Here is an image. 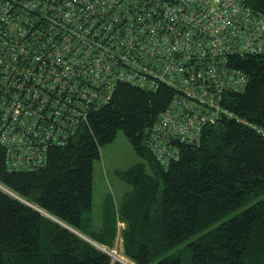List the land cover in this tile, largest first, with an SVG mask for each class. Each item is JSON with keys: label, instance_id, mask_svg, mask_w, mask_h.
<instances>
[{"label": "trees", "instance_id": "1", "mask_svg": "<svg viewBox=\"0 0 264 264\" xmlns=\"http://www.w3.org/2000/svg\"><path fill=\"white\" fill-rule=\"evenodd\" d=\"M249 2L264 15V0ZM230 58L248 76L226 97L234 116L207 127L200 145L171 141L179 155L166 166L150 144L178 91L127 79L109 91L104 80L71 78L64 108L84 116L67 120L74 135L66 145L52 146L42 167L17 171L0 144V264H123L101 249H115L118 235L135 264H264V54ZM83 85L96 97L86 98ZM24 101L31 115L20 124L8 118V128L25 130L52 109L43 98ZM119 131L145 162L118 173L132 189L118 205L107 195L95 229L94 165Z\"/></svg>", "mask_w": 264, "mask_h": 264}, {"label": "built area", "instance_id": "2", "mask_svg": "<svg viewBox=\"0 0 264 264\" xmlns=\"http://www.w3.org/2000/svg\"><path fill=\"white\" fill-rule=\"evenodd\" d=\"M260 54L264 15L249 0H0V144L7 163L17 171L39 168L52 146L68 143L74 131L67 120L83 114L64 105L72 102L71 78L82 76L104 80L109 91L127 79L179 92L150 144L166 166L179 155L171 141L198 145L207 127L234 116L226 97L243 91L248 76L230 57ZM83 94L96 97L86 85ZM30 98H43L49 114L25 130L8 128V118L20 124L31 115L24 101Z\"/></svg>", "mask_w": 264, "mask_h": 264}, {"label": "rangeland", "instance_id": "3", "mask_svg": "<svg viewBox=\"0 0 264 264\" xmlns=\"http://www.w3.org/2000/svg\"><path fill=\"white\" fill-rule=\"evenodd\" d=\"M138 162L145 161L136 153L133 145L123 131L118 132L113 142L100 148V159L95 162L93 177L92 220L95 229L100 228L102 225L103 203L107 195H112L115 203L118 205L122 202L123 195L132 189V186L126 180L121 179L118 173L127 171ZM118 223V227L124 229L125 223L121 221ZM121 240L122 237L118 235L115 249L111 251L106 247H101V249L116 260L118 259L115 257L114 252H118V256L123 258V260L121 259L123 264H126L125 260L131 263L132 261L123 254ZM187 244L188 242H185L181 247L184 248ZM118 247L119 250L117 251Z\"/></svg>", "mask_w": 264, "mask_h": 264}, {"label": "bare ground", "instance_id": "4", "mask_svg": "<svg viewBox=\"0 0 264 264\" xmlns=\"http://www.w3.org/2000/svg\"><path fill=\"white\" fill-rule=\"evenodd\" d=\"M0 187L3 188L1 184H0ZM9 193H10V192H9ZM12 195H13V194H12ZM109 251H110V250H109ZM118 254H119L118 252H114L115 257H116L118 260H120V261H121V259L123 260L122 257L120 258V257L118 256ZM125 262H126V264H133V263H130V262L126 261V260H125Z\"/></svg>", "mask_w": 264, "mask_h": 264}, {"label": "water", "instance_id": "5", "mask_svg": "<svg viewBox=\"0 0 264 264\" xmlns=\"http://www.w3.org/2000/svg\"><path fill=\"white\" fill-rule=\"evenodd\" d=\"M5 189H7V188H5ZM9 191V190H8ZM11 194H13L11 191H9ZM19 198V197H18ZM20 199V198H19ZM23 202H25V203H27V204H29L30 206H32V207H34L32 204H30L29 202H26V201H23ZM36 208V207H35ZM39 211H41V210H39Z\"/></svg>", "mask_w": 264, "mask_h": 264}, {"label": "clouds", "instance_id": "6", "mask_svg": "<svg viewBox=\"0 0 264 264\" xmlns=\"http://www.w3.org/2000/svg\"><path fill=\"white\" fill-rule=\"evenodd\" d=\"M118 261H120V260H118ZM121 262V261H120Z\"/></svg>", "mask_w": 264, "mask_h": 264}, {"label": "crops", "instance_id": "7", "mask_svg": "<svg viewBox=\"0 0 264 264\" xmlns=\"http://www.w3.org/2000/svg\"><path fill=\"white\" fill-rule=\"evenodd\" d=\"M132 263V262H131Z\"/></svg>", "mask_w": 264, "mask_h": 264}]
</instances>
